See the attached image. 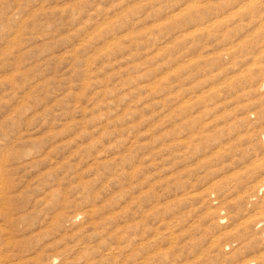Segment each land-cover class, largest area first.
Masks as SVG:
<instances>
[{"label":"rangeland","instance_id":"obj_1","mask_svg":"<svg viewBox=\"0 0 264 264\" xmlns=\"http://www.w3.org/2000/svg\"><path fill=\"white\" fill-rule=\"evenodd\" d=\"M0 264H264V0H0Z\"/></svg>","mask_w":264,"mask_h":264}]
</instances>
